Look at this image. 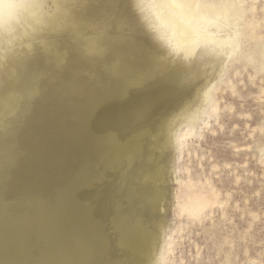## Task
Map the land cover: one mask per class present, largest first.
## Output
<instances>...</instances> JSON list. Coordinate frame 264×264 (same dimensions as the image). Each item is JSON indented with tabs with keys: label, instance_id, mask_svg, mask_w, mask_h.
<instances>
[{
	"label": "rangeland",
	"instance_id": "374dc122",
	"mask_svg": "<svg viewBox=\"0 0 264 264\" xmlns=\"http://www.w3.org/2000/svg\"><path fill=\"white\" fill-rule=\"evenodd\" d=\"M45 1L0 65V264L69 251L135 264L117 221L149 207L144 177L170 131L160 263L264 264V0H189L239 40L233 54L197 41L189 57L157 32L151 0Z\"/></svg>",
	"mask_w": 264,
	"mask_h": 264
},
{
	"label": "bare ground",
	"instance_id": "6f19581e",
	"mask_svg": "<svg viewBox=\"0 0 264 264\" xmlns=\"http://www.w3.org/2000/svg\"><path fill=\"white\" fill-rule=\"evenodd\" d=\"M44 2L47 1L0 0L1 66H6L7 57L11 53L10 50L7 51L9 44L18 41L20 35L24 33V30H27V25H30L33 20L38 21L44 17ZM150 5L152 7V12H154L161 21V24L155 25V28L157 29V32H162L160 35L163 36L165 43H169L172 51L178 52L179 50H183L182 55H185L186 53L185 56L189 57L196 52L195 49L198 45L195 44V42L197 41L202 42L203 44H210L220 52H226L229 54L235 53L239 47L237 31H233L232 33V30L228 28L226 30V36L222 37L210 29V26L215 20L213 17L205 16L203 14L202 10H204V7H202L201 11L197 13L192 9L189 0H151ZM57 8H60V2L57 3ZM223 20L224 26L229 25L228 16H224ZM170 24L172 27H170ZM217 28L220 29V26H217ZM201 55L203 56V54ZM201 55L199 53V56ZM210 90L211 85L208 84L207 88L198 95L199 102L197 105H195V102L193 106H187L183 111L181 110L182 112H180V115L181 117L187 118L188 124L191 122L192 124L197 125L202 116L207 113ZM182 119L183 118H181V120ZM181 122L182 121L179 123V121H177L175 126L181 125ZM175 126L173 127L175 128ZM190 126L191 125H189V127ZM175 130L177 129L175 128ZM170 132L164 134L163 140L159 142L157 147L159 151H161V161L164 158L166 151L170 149L174 150L175 147L174 140H176V138L173 139L172 132ZM154 160L158 167L157 170L151 174L146 173V177H144L146 180L155 184L152 198L148 204L149 207H140V210L136 209L130 215L124 214L117 221L121 244L132 252L135 264H144L146 260L150 264H161V259L159 257V240L161 238L160 233L164 229L163 224L162 222H159L157 215L166 211V170L162 163L163 161L157 162L156 158ZM95 212L96 211L88 212L89 216L87 222L95 218ZM150 214H153V216L151 217ZM146 215H148V218Z\"/></svg>",
	"mask_w": 264,
	"mask_h": 264
},
{
	"label": "snow or ice",
	"instance_id": "6c2138e0",
	"mask_svg": "<svg viewBox=\"0 0 264 264\" xmlns=\"http://www.w3.org/2000/svg\"><path fill=\"white\" fill-rule=\"evenodd\" d=\"M118 0H114L112 7L117 6ZM103 143V138L100 140ZM6 264H12V262H6ZM53 264H95V262H87L83 259H77L76 256L71 252L61 253L53 261Z\"/></svg>",
	"mask_w": 264,
	"mask_h": 264
}]
</instances>
